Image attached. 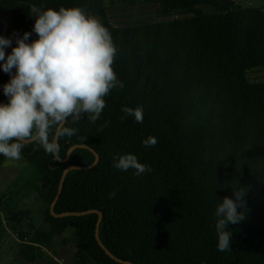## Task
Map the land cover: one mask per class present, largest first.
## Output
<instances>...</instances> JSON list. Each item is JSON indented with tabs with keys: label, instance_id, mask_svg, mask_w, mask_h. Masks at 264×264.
I'll use <instances>...</instances> for the list:
<instances>
[{
	"label": "trees",
	"instance_id": "1",
	"mask_svg": "<svg viewBox=\"0 0 264 264\" xmlns=\"http://www.w3.org/2000/svg\"><path fill=\"white\" fill-rule=\"evenodd\" d=\"M158 17L185 15L145 25L117 27L107 17L106 0H0V36L12 41L33 31V6L79 7L95 16L117 48L112 65L122 88L104 97L106 107L93 123L82 114L58 138L59 153H47L35 141L21 155L32 174L12 196L0 198V229L9 226L20 242L17 255L33 263L42 247L66 231L74 240L72 264H264V82H251L248 71L264 66V6L244 7L236 0H145ZM201 6L213 11L206 12ZM0 64H2L0 62ZM15 69H13V74ZM11 75L0 68V104L8 103L3 86ZM123 107H142L143 122L125 116ZM107 122V124H106ZM106 125V126H105ZM155 137V146L143 141ZM49 139H52L50 134ZM70 169L55 197L65 169ZM134 154L152 171L113 167V158ZM233 189L246 193L245 219L229 224L232 244L217 249L216 207ZM115 192L110 198L109 194ZM37 194L44 210L33 227L30 210L21 205ZM53 213L50 206L54 202ZM27 221L30 230L21 223Z\"/></svg>",
	"mask_w": 264,
	"mask_h": 264
},
{
	"label": "clouds",
	"instance_id": "2",
	"mask_svg": "<svg viewBox=\"0 0 264 264\" xmlns=\"http://www.w3.org/2000/svg\"><path fill=\"white\" fill-rule=\"evenodd\" d=\"M30 11L36 17L33 31L38 39L27 42L31 33L25 32L6 56L5 48L12 41L0 36V68L11 75L3 86L8 103L0 104V155L8 160H20L21 149L29 141L37 142L47 153L58 154V138L71 137L77 131L65 127L68 118L75 123L86 114L94 123L106 107L104 97L113 88L123 87L112 67L117 48L95 16L79 7L42 11L33 6ZM122 111L125 116L121 119L134 116L136 122H143L142 107H123ZM143 144L155 146L157 140L149 137ZM113 167L133 169L136 176L152 171L134 154L114 157ZM246 193L233 189L235 199L224 197L216 207L217 249L221 252L232 244L228 225L245 219L238 207L243 206ZM114 196L115 192L109 194Z\"/></svg>",
	"mask_w": 264,
	"mask_h": 264
},
{
	"label": "rangeland",
	"instance_id": "3",
	"mask_svg": "<svg viewBox=\"0 0 264 264\" xmlns=\"http://www.w3.org/2000/svg\"><path fill=\"white\" fill-rule=\"evenodd\" d=\"M244 7L264 6V0H236ZM107 17L112 25L117 27H130L137 25L150 24L162 20H171L181 18L185 15H174L171 17H158L155 13V5L148 4L145 0H106ZM206 12L213 11L211 7L201 6ZM247 77L251 82H264V66L248 71ZM0 159H6L0 155ZM1 164V163H0ZM20 171V166H18ZM32 167L27 166L17 176L8 180L3 178L0 172V198L3 193L10 196L15 193L20 184L23 183L32 174ZM18 178V179H17ZM23 208L30 210V221L33 227L41 224L43 218V204L37 194H31L21 205ZM0 219H3V213L0 210ZM27 221L21 223L24 231L30 230ZM20 239L9 226L0 229V264H72L75 259L74 240L70 231H66L54 239L52 248L42 247L44 257H51L53 263L47 258L37 259L33 263L24 261L17 255V249Z\"/></svg>",
	"mask_w": 264,
	"mask_h": 264
},
{
	"label": "water",
	"instance_id": "4",
	"mask_svg": "<svg viewBox=\"0 0 264 264\" xmlns=\"http://www.w3.org/2000/svg\"><path fill=\"white\" fill-rule=\"evenodd\" d=\"M0 20H2V18L0 17ZM6 27H7V24H6V22L4 21V27H3V37H5V31H6ZM7 48V47H6ZM6 48H5V50H6ZM1 63H3V61H0ZM29 142H31V141H29ZM79 146H82V147H85V148H87V149H89V150H91L93 153H95V151L92 149V148H90L89 146H87V145H74V146H72L70 149H69V151H68V154H67V157L65 158V159H60V160H62V161H65V160H67L68 159V157H69V154L71 153V150L72 149H74V148H76V147H79ZM56 156H57V154H55ZM98 159H99V156H98V154H96L95 153V160L93 161V163L91 164V165H89V166H70V167H68L67 169H65L64 170V172H63V174H62V177H61V181H60V187H59V190H58V193H57V195H56V197H55V200L58 198V196H59V193H60V190H61V186H62V183H63V180H64V177L66 176V174H67V172L70 170V169H72V168H77V169H89V168H92L97 162H98ZM55 200H54V202L51 204V206H50V211L52 212V214L54 215V216H63V215H65V214H54L53 213V206H54V203H55ZM97 212L98 213V220H97V225H96V240H97V242L99 243V245L105 250V252L112 258V259H114V260H116V261H118V262H120V263H124V264H134V263H132V262H130V261H125V260H121V259H118L117 257H115L103 244H102V242H101V240H100V238H99V225H100V222H101V219H102V215H101V213L100 212H98L97 210H87V211H84V212H82V213H71V214H74V215H78V214H88V213H90V212Z\"/></svg>",
	"mask_w": 264,
	"mask_h": 264
},
{
	"label": "crops",
	"instance_id": "5",
	"mask_svg": "<svg viewBox=\"0 0 264 264\" xmlns=\"http://www.w3.org/2000/svg\"><path fill=\"white\" fill-rule=\"evenodd\" d=\"M0 163L1 175L3 176V178L8 180H12L16 176L19 178L20 173L28 166V161L22 155L20 160L0 159ZM18 166L23 169L20 171Z\"/></svg>",
	"mask_w": 264,
	"mask_h": 264
},
{
	"label": "built area",
	"instance_id": "6",
	"mask_svg": "<svg viewBox=\"0 0 264 264\" xmlns=\"http://www.w3.org/2000/svg\"><path fill=\"white\" fill-rule=\"evenodd\" d=\"M43 251V249H41Z\"/></svg>",
	"mask_w": 264,
	"mask_h": 264
}]
</instances>
